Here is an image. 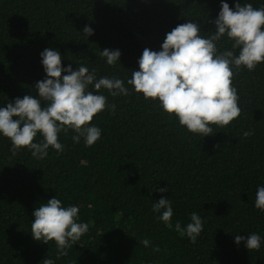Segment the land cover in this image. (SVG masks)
Listing matches in <instances>:
<instances>
[{
  "label": "trees",
  "instance_id": "trees-1",
  "mask_svg": "<svg viewBox=\"0 0 264 264\" xmlns=\"http://www.w3.org/2000/svg\"><path fill=\"white\" fill-rule=\"evenodd\" d=\"M225 2L233 10L237 2L264 7V0ZM220 10L221 0H0V107L25 95L38 98L46 48L61 53L63 67L95 69L97 79L119 78L130 92L113 97L89 86L116 105L114 114L106 108L94 116L101 137L91 147L83 137L74 142L72 130L61 132L64 150L50 147L40 160L27 148L13 155L0 134V264L46 258L53 264H264V211L254 206L264 186V63L252 71L233 66L240 116L225 128L210 125L206 137L188 132L158 100H145L127 84L145 48L162 50L166 34L189 20L207 38ZM231 47L227 37L217 42L219 51ZM105 48L120 50L115 66L101 57ZM42 139L38 133L34 142ZM54 197L64 207L78 206L77 222L89 225L59 258L54 241H36L30 231L34 210ZM161 197L171 202L172 228L157 218L163 209L152 211ZM193 212L203 221L195 243L175 231L177 222L186 228ZM253 232L261 236L259 250L235 242Z\"/></svg>",
  "mask_w": 264,
  "mask_h": 264
},
{
  "label": "clouds",
  "instance_id": "clouds-1",
  "mask_svg": "<svg viewBox=\"0 0 264 264\" xmlns=\"http://www.w3.org/2000/svg\"><path fill=\"white\" fill-rule=\"evenodd\" d=\"M213 23L216 30L207 38L200 35V26L194 21L177 25L166 34L162 50H143L138 60L139 70H134L127 80L145 100H158L159 107L169 118L174 115L181 127L203 137L213 134L210 125L225 128L240 116L239 96L233 86V66L237 70L243 66L252 71L264 63V7L254 8L252 3L237 2L233 10L221 0V10ZM82 31L86 37L94 33L88 25ZM223 37L232 41V47L219 51L217 42ZM40 55L46 77L35 85L38 98L25 95L0 107V134L11 141L9 150L15 155L27 148L33 157L42 160L50 147L58 154L64 150L58 134H67L69 130L76 133L71 137L74 142L79 143L83 137L87 147L93 146L101 137V129L91 124L94 116L106 108L114 114L116 105H109L106 96L89 91V86L96 93L106 89L113 97L128 96L129 89L116 77L97 79L95 69L90 72L83 65L76 70L71 65L63 67L58 50L46 48ZM100 55L106 58L108 65L115 66L121 52L105 48ZM62 72L67 74L62 75ZM38 133L43 139L34 142ZM252 134L251 130L243 132L244 137ZM158 191L167 189L161 187ZM254 206L264 211V186L257 188ZM162 209L157 218L172 228L173 208L164 197L152 206L153 212ZM79 211L75 205L62 206L56 197L47 200L32 213L33 239L44 243L54 241L57 258L66 256L67 249L89 229L88 223L77 222ZM190 220L186 228L177 222L175 231L182 236L186 234L195 243L203 230V221L196 212L191 213ZM241 241H245L249 251L261 247V236L255 232L247 237L236 235L235 242ZM140 243L148 247L150 241L143 239ZM159 250V246L153 248V251ZM44 264H53V260L46 258Z\"/></svg>",
  "mask_w": 264,
  "mask_h": 264
}]
</instances>
